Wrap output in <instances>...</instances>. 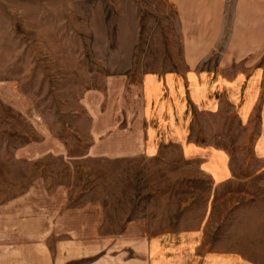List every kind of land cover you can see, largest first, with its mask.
Wrapping results in <instances>:
<instances>
[{
  "label": "rangeland",
  "instance_id": "1",
  "mask_svg": "<svg viewBox=\"0 0 264 264\" xmlns=\"http://www.w3.org/2000/svg\"><path fill=\"white\" fill-rule=\"evenodd\" d=\"M180 55L176 14L165 0H0V257L38 213L89 207L93 225L107 232L141 220L151 234L202 228L211 249L264 250L257 113L249 137L232 112L197 115L192 126L196 145L228 149L230 165L250 182L253 200L241 212L231 191L214 192L199 161L182 160L174 146L150 159L85 155L96 140L85 94L105 92L110 77L133 82L172 70ZM243 214L259 217L235 218Z\"/></svg>",
  "mask_w": 264,
  "mask_h": 264
},
{
  "label": "crops",
  "instance_id": "2",
  "mask_svg": "<svg viewBox=\"0 0 264 264\" xmlns=\"http://www.w3.org/2000/svg\"><path fill=\"white\" fill-rule=\"evenodd\" d=\"M165 2L176 14L180 66L148 71L133 82L125 74L110 77L105 92H87L83 105L96 140L85 155L150 159L174 146L182 160L199 161L214 192L231 191V207L241 212L253 200L250 182L230 165L228 149L196 145L191 133L197 115L219 119L232 112L249 137L257 113L254 152L264 165V0ZM96 217L90 207L38 213L32 227L21 224V237L5 241L0 264H264L262 249L252 255L239 245L211 249L202 228L151 234L139 220L107 232L93 225ZM257 217L235 216L238 221Z\"/></svg>",
  "mask_w": 264,
  "mask_h": 264
}]
</instances>
